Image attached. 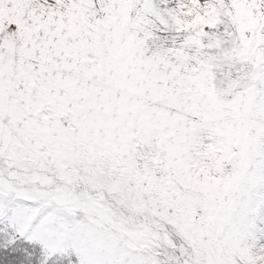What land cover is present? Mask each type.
<instances>
[{
	"label": "snow or ice",
	"instance_id": "snow-or-ice-1",
	"mask_svg": "<svg viewBox=\"0 0 264 264\" xmlns=\"http://www.w3.org/2000/svg\"><path fill=\"white\" fill-rule=\"evenodd\" d=\"M0 264H264V0H0Z\"/></svg>",
	"mask_w": 264,
	"mask_h": 264
}]
</instances>
